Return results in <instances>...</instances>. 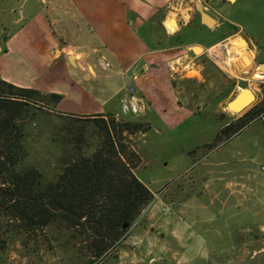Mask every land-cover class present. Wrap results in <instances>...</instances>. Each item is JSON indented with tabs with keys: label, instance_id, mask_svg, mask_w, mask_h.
I'll return each instance as SVG.
<instances>
[{
	"label": "rangeland",
	"instance_id": "1",
	"mask_svg": "<svg viewBox=\"0 0 264 264\" xmlns=\"http://www.w3.org/2000/svg\"><path fill=\"white\" fill-rule=\"evenodd\" d=\"M185 2L196 16V0ZM247 4L255 5L264 24V0H221L217 9L241 19ZM172 23L167 26L173 28ZM224 29L232 25L225 23ZM186 34L194 31L189 28ZM242 46L243 40L230 38L198 49L183 71L170 77L177 103L192 112L176 128L167 129L152 113L148 120L122 111L106 113L147 127L130 135L128 143L141 158L134 172L152 197L119 244L92 264H264V108L231 135L216 139L222 126L252 105H264V77L255 76L264 73ZM108 73V90L130 83ZM243 87L255 99L244 111L232 112L226 103ZM66 114L46 98L24 116L26 156L20 166L37 168L44 183L60 173L64 147H72L63 145L71 129L85 127L86 153L96 145L91 115ZM84 243L76 229L54 223L35 232L12 231L0 249V264H89Z\"/></svg>",
	"mask_w": 264,
	"mask_h": 264
},
{
	"label": "crops",
	"instance_id": "2",
	"mask_svg": "<svg viewBox=\"0 0 264 264\" xmlns=\"http://www.w3.org/2000/svg\"><path fill=\"white\" fill-rule=\"evenodd\" d=\"M197 1L194 16L185 0H0V79L57 93L54 110L74 115L117 114L132 86L139 103L134 116L148 120L152 113L167 129L176 128L192 112L176 101L169 64L181 67L197 56L193 47L230 38L245 42L250 61L264 62V24L255 5L244 6L240 19L220 14L221 0L200 2L214 19L206 27ZM189 28L194 34L183 36ZM108 71L130 83L106 89Z\"/></svg>",
	"mask_w": 264,
	"mask_h": 264
},
{
	"label": "trees",
	"instance_id": "3",
	"mask_svg": "<svg viewBox=\"0 0 264 264\" xmlns=\"http://www.w3.org/2000/svg\"><path fill=\"white\" fill-rule=\"evenodd\" d=\"M260 88L264 102V85ZM46 98L54 105L61 96L0 79V249L12 231L35 232L54 223L78 231L92 264L119 244L152 197L134 172L141 158L128 143L130 135L147 127L113 114L91 115L94 150L85 152V127L71 129V137L63 140L72 147H64L62 169L44 183L37 168L20 163L26 156L24 116ZM262 108L249 107L222 126L216 139L234 133Z\"/></svg>",
	"mask_w": 264,
	"mask_h": 264
},
{
	"label": "water",
	"instance_id": "4",
	"mask_svg": "<svg viewBox=\"0 0 264 264\" xmlns=\"http://www.w3.org/2000/svg\"><path fill=\"white\" fill-rule=\"evenodd\" d=\"M197 10L201 23L206 27H211L214 23V19L202 8L200 3H197ZM198 49L200 48L197 46L192 48L193 51ZM69 60L72 61V55H69ZM259 68L260 72L264 73V62L259 64ZM254 99V92L248 87H243L230 98V100L226 103V106L232 112H241L248 108Z\"/></svg>",
	"mask_w": 264,
	"mask_h": 264
},
{
	"label": "built area",
	"instance_id": "5",
	"mask_svg": "<svg viewBox=\"0 0 264 264\" xmlns=\"http://www.w3.org/2000/svg\"><path fill=\"white\" fill-rule=\"evenodd\" d=\"M178 63L174 62L169 64L168 67L173 74H179L183 71V68L177 66ZM128 95L124 96L121 99V109L124 113L137 114L139 111L138 108V98L134 95V88L129 86L127 88ZM264 169V166L262 167Z\"/></svg>",
	"mask_w": 264,
	"mask_h": 264
},
{
	"label": "bare ground",
	"instance_id": "6",
	"mask_svg": "<svg viewBox=\"0 0 264 264\" xmlns=\"http://www.w3.org/2000/svg\"><path fill=\"white\" fill-rule=\"evenodd\" d=\"M168 27H169L170 29H172V25H169V24H168ZM172 31H173V29H172ZM238 50L241 51V48L238 47ZM244 60H245V58H244ZM245 61H247V60H245ZM255 76H257V77H262V76H263V77H264V75H260V74H257V73H255Z\"/></svg>",
	"mask_w": 264,
	"mask_h": 264
}]
</instances>
